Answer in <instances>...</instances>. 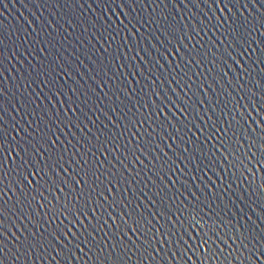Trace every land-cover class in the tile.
I'll list each match as a JSON object with an SVG mask.
<instances>
[{
	"label": "snow or ice",
	"instance_id": "6c2138e0",
	"mask_svg": "<svg viewBox=\"0 0 264 264\" xmlns=\"http://www.w3.org/2000/svg\"><path fill=\"white\" fill-rule=\"evenodd\" d=\"M159 2L152 0L154 11ZM182 2L190 7V0ZM141 3L148 6L146 0ZM97 4L104 8L97 39L109 46L115 43L116 53L126 47L127 52L135 53L133 61L141 52L147 54L148 59L140 58L148 66V75L138 64L130 65L136 69L132 75L138 73L145 83L139 91L135 86L131 92L120 89L128 101H133L132 93H136L131 106L121 101L119 111L112 108L120 123L96 105L93 96L99 93L95 89L91 95L84 93L86 99L81 103L87 110L80 108V112L85 117L88 111L102 112L112 128L101 121L103 127L97 126L95 132L88 129L92 135L73 132L83 151L73 145L76 150L69 153L72 141L65 144L60 139L65 128L71 131L75 126L83 132L79 105L71 107V115L68 108L63 115L57 112L55 127L45 121L43 131L37 127L33 133L20 124L13 127L15 135L9 139L8 130L0 125V264H17L22 249L24 253L43 249L41 264L45 260L47 264H264V227L249 223L252 212L264 222V208L257 204H264V79L260 78L264 66L254 83L250 71L264 65V9L258 0H251L258 14L251 11L248 0H194L203 13L200 23H184L183 27L165 24L162 20L168 18L163 13H158L155 21L149 19L148 23L159 26L161 39L141 32L144 19L127 11L135 8L137 0H97ZM209 31L221 33L217 37L220 44L213 40L205 50L208 41L202 40L201 32ZM138 33L151 48L140 47ZM153 39L158 43H152ZM213 47L217 50L212 51ZM204 60L211 65L208 71L215 74L208 87L215 92L214 85L221 84L224 89L217 94L223 95L222 101L208 96L213 103L210 112L200 107L205 104L201 89L207 94V88L203 83L194 86L190 75ZM152 66L157 73L167 74V88ZM241 77L249 87L238 85ZM225 79L236 87L239 99L223 85ZM43 83L51 81L46 78ZM96 83L103 91L104 81ZM137 161L143 167L135 168ZM188 176L191 179H185ZM241 179L252 189L249 197L255 195L256 199L242 194L235 199L225 196L232 183L239 184ZM149 183L151 195L145 190ZM137 185L142 186L138 189ZM217 188L225 198L217 197L215 208L196 191H212L215 196ZM40 209H44L43 215ZM229 212L232 215L226 216ZM23 264H28L27 256Z\"/></svg>",
	"mask_w": 264,
	"mask_h": 264
},
{
	"label": "water",
	"instance_id": "95a60500",
	"mask_svg": "<svg viewBox=\"0 0 264 264\" xmlns=\"http://www.w3.org/2000/svg\"><path fill=\"white\" fill-rule=\"evenodd\" d=\"M146 2L148 6L145 8L141 0H137L135 8L129 7L127 11L133 16L138 13L144 19L145 27L141 28V32L153 37L159 36L161 39H164V37L159 31V26L155 22L148 23L149 19L155 21L158 13H163L167 16L168 19L166 21L162 20L163 23L174 22L179 27H183L184 23L189 25L200 23V16L203 15L200 8L195 7L194 0H190V7H185L182 0H175V3L179 5L178 8L173 5L172 0H160L159 6L156 7L155 11L153 10L152 0H146ZM248 2L251 11L257 13V9L251 5V0H248ZM258 2L261 8L264 9V0H258ZM165 4L167 7H165ZM208 11L211 14V10ZM243 12L245 16H249V19H251L247 9H244ZM103 13L104 8L102 5L98 6L97 0H0V53L3 54L0 57V125H3L8 130L9 139H11L12 135H15V132H13L14 126L19 128L20 124H23L33 133L36 132L37 127L43 131L45 129V121L55 127L53 117L57 112L63 115L65 108H68L69 115H71V107L79 105L77 115L80 117L83 132L75 126H73L71 131L65 128L64 132H68V135L65 136L64 132H61L60 139L65 144H68L69 140L72 141L71 144H68L69 153L76 150L73 145L83 151V147L72 136L73 132L79 136H84L85 133L92 135L93 133H88V129L92 128L93 132H95L97 126L103 127L101 121L108 124L109 128H112V125L102 112L96 111L93 113L88 111L87 117L80 112V108L87 110L86 105L81 103V101L86 99L85 92L89 93V95L92 94V89L99 93L98 96H93L96 105L99 108H104L117 123H120L119 115L112 112V108L115 107L119 111L123 107L121 101L131 106L136 97V93L133 92V101H128L125 93L120 91V89H126L131 92L133 86H135L136 90L139 91V88L145 83L144 77L139 76L138 73L136 77L132 75L136 69L130 65L138 64L144 69L145 74L148 75V66H145L144 60L140 57L143 56L145 59L149 57L141 52L140 56H137L136 60L133 61L131 57L135 53L127 52L126 47L116 53L113 51L116 47L115 43L109 46L106 41L98 40L97 37L102 31L99 28V22ZM192 13H197V15L193 16ZM93 21L98 23L94 25ZM220 35L221 33L219 32L215 35L211 31L207 33L201 32L202 40L208 41V44L205 45V50H207L213 40L220 44L219 39H217ZM137 38L140 39L141 48L145 46L151 48V43H148L144 37H140L139 33ZM129 39H132V37L130 36ZM152 43H158V41L153 39ZM220 47L223 48V45H220ZM105 48L108 49L107 52ZM197 48H199V45H197ZM216 50L215 47L212 48V51ZM125 52H127V56H125ZM161 62L163 63V61ZM245 66L247 67V64ZM262 66L264 65L257 66L254 71L250 69L253 83L256 74L259 73ZM210 67L211 65L208 61L204 60L203 64H197L190 71V75L195 81L194 86L203 83L205 88H207V94L201 89L200 98L204 99L205 104L200 107L201 111L204 112H210L213 108V103L208 99L209 95L219 101L223 100V95H217L224 90L221 84L214 85L216 88L215 92L212 91L211 87H208V83L215 79V74L208 71ZM152 69L155 75H161L165 82L163 87L167 88V80L169 79L167 74L157 73L155 66H152ZM46 70L49 73L47 77L45 76ZM195 72H199L200 75L196 76ZM38 73L39 75H37ZM229 75L233 77V80L236 79L234 73L230 72ZM53 77H55L54 80ZM46 78L51 83L45 85L43 81ZM260 78L264 79V74ZM137 79H140V84H137ZM97 80L104 81L103 91L98 87ZM129 81H131V84ZM157 84H160L159 80H157ZM239 84H243L245 87L250 86L248 81L242 77L238 82ZM223 85L232 92V95L237 96V99H239L236 87L228 84L227 79L223 81ZM72 89L76 91L73 92ZM57 91H59L60 95H56ZM104 93H108V96L105 97ZM101 97H103V100H101ZM200 98L194 97L197 100ZM111 102L114 103L109 106ZM50 112L52 116L49 115ZM212 115L215 117V113H212ZM97 116H99V119H96ZM73 118L75 119L76 117ZM93 120H95V124L92 123ZM29 121L32 123L29 124ZM21 135H26V133L21 131ZM17 139H19V136H17ZM97 155L99 156L100 154L97 153ZM103 158V156H100V159ZM121 158L124 159L123 154H121ZM141 159H144V157L141 156ZM125 162L129 163V167H133L129 161L125 160ZM115 163L119 165L118 161H115ZM147 163L148 161L145 160V164ZM181 166L183 167V165ZM134 167L141 168L143 166L137 161ZM185 170L188 171V169ZM261 175H264V172ZM185 179H191V177L188 176ZM247 179L252 180L253 177L247 176ZM238 183H232V187L225 196H232L235 199L242 194L243 198L256 199L255 195L249 197L252 189L247 187L243 179L238 181ZM256 183H259V179L256 180ZM141 186L137 185V188L139 189ZM123 187L121 185V188ZM113 190H116L115 185H113ZM145 190L149 191L151 195L150 183ZM17 191H19V186H17ZM196 191L202 201L211 204L212 208L216 207L219 202L216 198L220 197L221 189L217 188L215 190V196L212 191L206 190L203 193L198 189ZM258 194L259 192L257 191ZM8 195L11 196L12 193L9 191ZM5 198L7 199V197ZM220 198L223 199L225 197ZM236 202L239 203V200ZM257 204L259 207L264 208V204H260L259 201H257ZM252 206L253 208L256 207L255 205ZM256 211L259 212V209L256 208ZM40 212L43 215L44 209H40ZM250 214L252 215V220L249 221L250 224L255 226V223H260V226L264 227V222L257 220L255 212ZM225 215L229 216L232 213H225ZM10 222L8 221V223ZM16 222L21 223L18 218ZM24 223H28L26 218ZM233 223H235V219ZM28 226L32 227L30 224ZM33 230L36 229L33 228ZM8 235L11 237V232ZM17 235H20L19 231H17ZM9 247H12V245L9 244ZM41 252H43V249L32 253H24L22 249L21 253H19L21 259L17 264H23L25 256L28 257V264H32L33 260H36V264H41ZM52 254L54 255V253ZM44 256H48L50 259L48 253H44ZM57 258L59 259V257ZM44 264H47V260L44 261ZM52 264H55V261H52ZM74 264H76L75 261Z\"/></svg>",
	"mask_w": 264,
	"mask_h": 264
}]
</instances>
